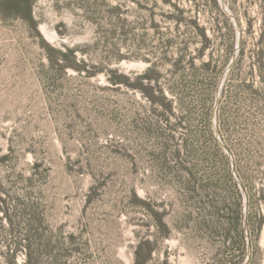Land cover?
<instances>
[{"label": "rangeland", "instance_id": "obj_1", "mask_svg": "<svg viewBox=\"0 0 264 264\" xmlns=\"http://www.w3.org/2000/svg\"><path fill=\"white\" fill-rule=\"evenodd\" d=\"M223 1L0 16V196L77 237L66 264H264V0Z\"/></svg>", "mask_w": 264, "mask_h": 264}, {"label": "trees", "instance_id": "obj_2", "mask_svg": "<svg viewBox=\"0 0 264 264\" xmlns=\"http://www.w3.org/2000/svg\"><path fill=\"white\" fill-rule=\"evenodd\" d=\"M35 3L36 0H0V16L3 19H22L38 32L39 23L34 15ZM83 9H87L86 6H83ZM117 24H120V19ZM40 37L43 39L41 35ZM68 52L73 54V51ZM62 55L67 56L66 53ZM75 59L76 63L73 66L67 65L64 60H60L61 63L58 65L64 72L72 67L78 74L93 75L86 67L85 61L77 57ZM210 66L209 63L206 64V68ZM111 82L119 83L113 79ZM3 192L0 190V194ZM0 212H3L8 224L5 228L4 219H0V245L5 247L0 257L4 258L6 264H17L16 258L19 253L25 254L24 264H66L78 251L77 237L74 234L65 235L62 229L53 230L46 220L39 200L32 192H26L23 196L9 195L7 199L0 196ZM142 248L141 243L135 252L134 264H146L147 259L142 256Z\"/></svg>", "mask_w": 264, "mask_h": 264}, {"label": "water", "instance_id": "obj_3", "mask_svg": "<svg viewBox=\"0 0 264 264\" xmlns=\"http://www.w3.org/2000/svg\"><path fill=\"white\" fill-rule=\"evenodd\" d=\"M221 1H222L223 10L235 20L233 15L230 13L228 7L224 4V1L223 0H221ZM235 22H236V20H235ZM240 46H241V36L239 35L238 44H237V48H236L235 54H234L231 62L229 63V65H228V67H227V69H226V71H225V73H224V75H223V77L221 79L220 87H219V94L221 92V88H222V84H223L224 80L226 79V77H227L228 73L230 72L235 60L237 59V56H238V53H239V50H240ZM249 246H250V244H249Z\"/></svg>", "mask_w": 264, "mask_h": 264}]
</instances>
